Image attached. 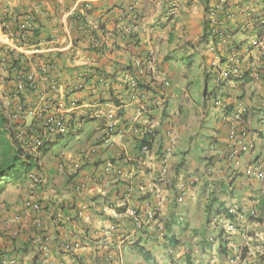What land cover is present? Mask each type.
I'll return each mask as SVG.
<instances>
[{"label":"crops","instance_id":"0c3cea01","mask_svg":"<svg viewBox=\"0 0 264 264\" xmlns=\"http://www.w3.org/2000/svg\"><path fill=\"white\" fill-rule=\"evenodd\" d=\"M172 3L176 5V14L164 21L163 16ZM227 4L232 18L226 21V40L223 44L239 49L247 68L261 64L260 56L243 50L255 37L264 38V34L258 36L251 33L254 17H264V0H228ZM215 5V0H0V51L6 54L14 50L23 54L26 57L25 66L36 73L37 89L24 94L23 104L29 108V105L44 103L47 99L53 103L62 102L66 116L73 120L77 128L80 127L82 135L88 138V145H97L93 163L79 169L76 167L78 164L73 166L70 160L59 169V156L54 157L51 168H48L46 183L36 187L43 219L41 237L49 240L50 256L45 264H106L107 260H114L118 255L122 264L127 261L138 263L140 259L130 254L132 250L129 247L137 236L134 222H142L147 232L154 238L158 236L157 222L162 219V214L166 215L167 209L158 213L153 223L150 221L147 224L144 208L151 202L150 195L155 186L164 188L165 179L158 182L157 174L162 166L157 155L146 157L142 166L131 161L134 134L129 125L137 105L121 89L125 74L122 68L140 60L144 68L140 79L148 87V95H160L161 82L164 79L170 82L165 91V103L152 111L151 120L161 123L169 117L176 123L173 125L179 137L188 125L185 127L186 124L177 121L176 116L181 114L180 105L175 104L177 108L172 113L167 112L170 103L177 98L175 92L179 88V84L173 81L175 71L171 70V63L176 61L177 56L185 57L198 52L203 23L208 20L209 12ZM35 30L36 34L33 33ZM201 49L210 64L215 53ZM94 70L108 76L111 92L94 82ZM6 71L0 64V98L8 104L7 93L13 82L4 81ZM91 86L95 87L94 91ZM227 90L236 92L231 99L238 98L249 107L250 113L244 119L252 129L260 131L255 112L264 108V84L251 81L238 90ZM71 100L77 101L74 108H68ZM116 102L121 103L124 110L123 116L118 117L117 125L125 131L121 137L115 135L112 138L114 144L108 147L96 142L104 120L92 118L89 111L96 107L105 109L116 105ZM81 115H85L86 120L79 121ZM216 117L218 115L214 118L215 129H219L220 134L213 133V152L221 144L218 135L224 133L221 122L215 121ZM84 122H92L94 126L86 128L82 125ZM162 127H156L161 134ZM177 144L178 141L166 165L169 174L172 166L174 170L183 163L184 150ZM106 164H110L111 168H121L123 173L116 174L113 169L104 173ZM211 169L214 172L211 179L226 184L227 170L220 165ZM64 174L67 182L64 181ZM83 176L87 178L85 188L82 192H75L73 182ZM203 177L209 179L205 174ZM30 185L28 179H23L6 182L0 187V222L6 220L10 226L13 217L22 213L23 194ZM128 185L131 189L126 192ZM242 194L249 193L245 191ZM240 197L244 208L248 207L250 202ZM119 202L135 211V217L116 212L114 208ZM169 203L170 199L167 208L172 207ZM80 210L84 213L82 219L77 218ZM249 224L246 231H255ZM111 226L110 236H102V230ZM233 234L232 238L227 237V251L218 254L221 257L217 258V264H264L263 232L255 231V237L248 239H243V228ZM5 240L0 238V251L4 255L16 256L19 264H39L40 254L35 249L37 242L33 230L28 229L18 238ZM63 241H81L83 246L74 252H65L59 247ZM146 242L149 244V241ZM241 244L244 248L239 258L234 250ZM23 247L28 248L26 253L16 251ZM199 263L195 260L194 264Z\"/></svg>","mask_w":264,"mask_h":264},{"label":"built area","instance_id":"2783aa9c","mask_svg":"<svg viewBox=\"0 0 264 264\" xmlns=\"http://www.w3.org/2000/svg\"><path fill=\"white\" fill-rule=\"evenodd\" d=\"M60 2L62 0H53ZM216 5L209 12L208 20L209 25L207 28L209 42L207 45V50L212 51L213 53L219 54L215 55L216 61L222 66L217 70V83L221 81H226V84L231 89H236L240 82V78L243 74L248 72V75L255 83L264 84V38L255 37L251 40L250 44L244 48L243 52H253L254 55L260 56L262 63L254 67H246L241 59V52L233 46H226L223 43L226 40L225 36V24L227 20L232 18L231 12L227 9L228 0H215ZM176 14V5L172 3L171 7L168 9L167 14L163 16V20H169L170 17ZM10 58L9 53H3L0 51V64L5 69L6 64ZM52 68V67H51ZM50 68V69H51ZM134 73L136 75H142L144 73V68L141 65L139 60H135L133 64ZM13 81V84L16 86L17 93H24L23 82H30L31 84L35 83L37 85L36 73L31 70H25L19 72ZM94 81L103 84V86L108 89L110 88V83L104 79L102 76H94ZM123 82H125L129 87V98L136 102L137 108L133 117L130 120L129 128H132V132L136 139H142V136L148 132L156 129L158 123H153L150 119L151 112L164 104L165 102V91L170 87L168 80H163L160 84V95H151L148 97L146 92H142L136 89V80L131 75H124ZM92 91L95 90V87L91 86ZM19 91V92H18ZM206 105L215 107L220 110V118L225 128L224 135L221 138V147L219 151L212 155L213 164H221L228 172L226 181L228 185H231V182H234V176L237 173L243 175L247 181H262L264 180V144L259 143L258 135L255 132L247 129L243 124V117L248 114L247 106L238 100H228L222 96H217L215 98L209 99V95H205ZM9 101L15 106L13 117L18 118L19 113L26 112L31 114L37 121H43V124L54 123L55 127L53 128L52 124L50 127V135L53 134H66L72 131V127L69 126V117L66 116V112L63 111V103H53L47 99L44 103L34 104L29 108L25 107L24 110L20 109V105H17L19 101V95H12L11 98H8ZM15 103V104H14ZM77 105L76 100H71L69 102L68 108H74ZM230 109L228 110V108ZM117 107L115 105L107 106L105 109L96 107L92 110L91 116L96 119H103L104 125L100 129L99 138L109 146L114 144L113 137L115 135L122 136L125 129L123 127H118L117 117H116ZM258 122L264 127V111H259L256 113ZM138 124L140 126H138ZM48 134V135H49ZM47 135V136H48ZM164 135L169 139V143L162 147L161 156L158 157V162L162 166L167 162V158L171 151V147L175 143V130L170 122H166L164 126ZM153 138L150 135L151 141ZM134 143V139H133ZM151 148L148 144L142 143L137 151L131 158V161L138 166L144 165L145 158L155 156L156 153H150ZM155 151V150H154ZM93 154V148H89L87 154ZM63 155V154H62ZM66 159H72V157L67 154ZM58 168H62L61 165H58ZM111 165L106 164L104 166V173L110 171ZM116 174L121 175L122 170L116 168ZM28 181L30 186L25 190L23 194V206L22 213L16 215L12 219V224H8L6 220L0 222V237L5 238H16L20 236L24 231L30 229L36 235L37 247L35 248L40 254L38 258L39 264H45L49 260L50 249H49V240L47 238L41 237V228L42 221L41 218V203L37 198V192L34 188L35 185H41L45 183L46 176L42 172H33L29 173ZM165 176L164 167L159 171V180H162ZM87 178L85 176L81 178H76L73 184V189L75 192H82L85 188V183ZM195 178H180L176 183V192L178 202H182L186 197L187 193L195 183ZM131 186L128 185L126 192L130 191ZM163 191L156 187L154 189V201L155 207H152L150 204H146L144 208L145 219L147 224L150 220L154 219L157 210L161 209L164 202L167 200L165 196L162 195ZM124 203L119 202L118 206H122ZM226 209L229 218L224 219V228L226 231H235L243 227L246 221V214L241 212V207L234 203L228 202ZM124 215L135 217V211L132 209H125L123 212ZM250 217H255V211L250 209L247 213ZM84 213L80 210L77 214V218L82 219ZM139 223L136 220V224ZM238 225V226H237ZM111 226L109 229H103L102 233L104 237H108L111 234ZM159 227L158 229H160ZM245 228V227H244ZM250 238V237H248ZM243 235V239H248ZM61 249L66 252H73L79 249L77 243L66 242L62 244ZM110 259V258H108ZM120 256L114 260H107L106 264H121ZM0 264H19L15 256H2L0 257Z\"/></svg>","mask_w":264,"mask_h":264},{"label":"rangeland","instance_id":"374dc122","mask_svg":"<svg viewBox=\"0 0 264 264\" xmlns=\"http://www.w3.org/2000/svg\"><path fill=\"white\" fill-rule=\"evenodd\" d=\"M250 42L248 44H250ZM215 55L219 54H212V60L209 64L206 62V59L208 58L207 55H204V53H202V49L199 48L198 52L193 53L192 55H188L185 57L177 56V58H175L176 61H173L171 63V70L175 71L173 81L179 84V88L175 92L177 98H175L170 103L167 112L172 113V111L177 108L175 104L180 105L181 114L180 116H176L177 121L179 123L186 124L184 125L185 127L187 125L188 126L185 131H182L179 134V137L177 135L176 142L174 144L176 148V143L178 141L177 145L184 150V158L182 159L183 163H179L180 165L176 166L174 170L172 166L170 168L171 173H166L167 179L168 181L174 182L176 177H178L179 175H184V177H197L198 182L195 185L197 188H194V196L189 197V199H187L183 205L179 206L178 204L174 203L172 207L174 205L175 206L172 210L171 206H168L169 208H167V205H165L163 208L159 209L156 212L155 216H158V213H160L162 210L167 209L166 215L164 216L162 214V219L159 220L161 221V226L162 223L168 218H173L174 220H176V222H181V226L185 225L184 229L177 228V225L173 227L177 228L180 234L179 239L181 242L176 256L178 257L186 251L190 252L193 264L195 263V260H199V264H211V262H213L212 264H217V258L221 257L218 255L216 250V245L218 243V241L216 240L217 234L221 227H215L211 223L207 224L206 226L204 214V207L209 198L211 185L215 188L216 192L220 187V181L211 179V177H214V172L210 168V166L206 164L207 154L214 149V147L211 145V141L214 140L213 133L220 134L219 129L216 130L214 124V118L219 113V110L212 106L210 107L209 111L206 109V97H204L203 93L205 86H207V93H210L213 89L220 87L224 93L229 92L227 97L224 98L232 100L231 98L233 95H236V92L228 91L223 86V84H220L218 86L214 85V74L209 72L212 70L214 71L218 66L216 65V62L218 61H216L214 57ZM1 101L3 102L5 110H8V104L4 100V98H2ZM25 111L26 112L24 113H19L18 118H14L13 115H11L12 113H8V115H11L10 118L12 120H19L20 122L24 121L25 123H29L31 114L28 113V110ZM89 112V115H91L92 111L90 110ZM215 121L219 122L221 121V119L219 117H216ZM173 123L174 125H176L175 122ZM244 123L247 128H251L246 121ZM82 125L86 128L94 126L92 122H84ZM78 128L80 127L78 126ZM260 139L261 141L264 140V136H262ZM91 146L93 145H88V138L86 137V135H82L81 131H79L74 140H60L55 143L48 153L47 157L42 159L41 169L44 171L48 179V168H51V161L54 157L56 158L58 154H63V159L66 158L67 154H69L71 157H73V155L78 157L79 154H81L85 150H88V148H91ZM154 150L155 148L153 146L150 153H154ZM204 174L206 175V178H209L208 180L203 177ZM63 178L64 181L67 182L66 174L63 175ZM3 184L4 183H1L0 185L3 186ZM34 187L36 189L37 186ZM245 191H247L249 194H242V192ZM240 196L244 197L245 201L247 200L252 204L256 202V218H253L252 222L250 221L249 225H251L252 228H255L256 232H263L262 235L264 236V181L256 180L255 182H251L249 185L243 187L242 189L236 190L234 192V195L232 196L233 201L236 203L238 201L241 202ZM218 198L221 199V202H223L222 198L227 199L224 192H222L221 195L218 194ZM218 206V202L213 203L214 208ZM194 228H196L197 231H202V233L206 229V236L202 237L200 233L194 232ZM255 231H246L245 233L254 238ZM233 235L234 234L230 235L231 238ZM151 237L153 238V235L148 234V239H146V241H149ZM206 237H208V241L205 240ZM1 239L5 240L6 238L3 237ZM208 242H212L210 249H208L207 247ZM75 243H77L79 247H81V245L83 246V242L81 241H73V244ZM243 246L244 245L242 244L239 246L241 252L238 253V256L243 255ZM153 250L155 253L154 256H158L156 260L161 262V254L158 253L160 252L159 247L156 246L155 248H153ZM181 251L182 253H180ZM202 254H204V257H202Z\"/></svg>","mask_w":264,"mask_h":264},{"label":"trees","instance_id":"16d2710c","mask_svg":"<svg viewBox=\"0 0 264 264\" xmlns=\"http://www.w3.org/2000/svg\"><path fill=\"white\" fill-rule=\"evenodd\" d=\"M262 15H257L254 17V20L252 22V31L251 33H256V35L261 36L264 34V17H261ZM209 25V20L205 19L203 23V33L198 41V45L202 48L206 47L209 42L208 38V32L207 28ZM4 31V28H2ZM36 34V30L33 32ZM22 44V42H21ZM9 53L10 58L6 64V72L7 76L4 81H10L12 82L15 80V76L25 70H29L26 66V57L21 54V53H16L14 50H9L7 51ZM51 65V62H50ZM122 71H125V73L130 74L132 77L137 82V87L143 88L145 90L148 89V87L144 84H142V80L136 79L135 74H134V68L132 64H128L122 68ZM94 72H98V70H94ZM44 73V72H43ZM12 74L14 76H12ZM98 76H102L104 79H108V76L96 73ZM14 77V78H13ZM241 82V85L250 83L252 81L251 77L247 75L245 72L243 76L239 79ZM225 86L226 81H221L219 84L217 83V77L214 76V85ZM122 86V91H126L128 93V85L126 83H121ZM23 88H24V93H17V88L13 84L7 93L8 98H11L13 95H19V101L17 102V105H20V109L24 110L26 105L23 104L24 100V94L26 93H32L34 92L35 89H37V85L35 83L31 84L30 82H23ZM220 87H217L212 90V92L205 94L207 90V86L204 88V94L207 96L209 95V99L215 98L219 92ZM111 92V90H109ZM19 92V91H18ZM204 95V97H205ZM9 101V99H8ZM15 104V103H14ZM116 105L119 106V109L117 111V117H121L124 114L123 108L120 106L122 105L119 102H116ZM31 106V105H29ZM13 108V109H12ZM8 110H5L3 102L1 101L0 98V184L1 183H6L9 181H17V180H23V179H28V174L31 173V171L35 172H42L44 171L41 169V162L42 159L47 157L48 153L50 152L51 148L55 143H57L60 140H65V141H72L75 139L76 135L78 134L77 126L74 125L73 120L70 118L69 119V126L72 127V131L66 133V134H53L50 135V127L52 124L53 128L55 127L54 123H49V124H43V121L41 120L40 122L37 121L32 115L31 119L29 120V123H25L24 121L20 122L19 120H12L10 118L11 115L14 113L15 106L9 101ZM230 107L228 108V110ZM8 113H12L10 116ZM166 114L162 115L165 116ZM150 117V116H148ZM88 119V118H87ZM151 119V118H150ZM86 120L85 115H81L79 117V121H84ZM138 126H140L138 124ZM159 129H154L147 134L142 136V139H136L134 137V147L132 149V152L134 154L137 153L140 145L142 143L148 144L150 147L154 146L156 149V155L158 157L161 156L162 153V147L164 145V142L162 140V137H159L157 140L154 139L156 135H159ZM49 134V135H48ZM48 135V136H47ZM100 135V134H99ZM150 135L153 136L152 140H150ZM97 143L108 146L106 145L100 138L99 136L96 139ZM93 148V154H95L97 150V145L91 146ZM159 149V150H157ZM89 150V148H88ZM88 150L83 151L81 154L78 155L76 158L70 159L71 164L74 166L75 164H78L77 169L80 167L82 168L84 165H91L93 163L94 157L93 154L91 153L87 154ZM154 153V154H155ZM59 156V161L57 162V165H61L62 168L66 165V162L69 159H63L62 155L58 154ZM157 157V159H158ZM136 165V164H135ZM138 166V165H137ZM121 170V168H120ZM158 179H159V172L157 174ZM159 183L162 182V180L158 181ZM74 184V182H73ZM174 182L166 180L164 184V188L162 189L163 193L162 195L165 196L166 198H169L170 194H173L171 197V202L180 205H183L184 202H178L176 200L177 198V192L174 187ZM39 185V184H38ZM37 185V186H38ZM40 186V185H39ZM229 186H232L233 189H231V192L234 193L236 190L241 188L240 186H235V184L227 185L224 183H220V187L218 191L216 192L215 188L212 187L211 185V190L209 194V198L207 200V203L204 207V214H205V225L211 223L214 224L215 227H221L220 230L218 231L217 234V245H216V250L218 254H225L227 251V244H228V235L224 234L223 229L224 228V219L229 218L230 215L227 212V209L225 207L226 203L221 202V199L218 198V194L221 195L222 192H225ZM1 187V185H0ZM168 191L165 193L164 191ZM252 191V189H251ZM154 190L152 192V200L150 204L152 207H155V201H154ZM148 193L145 194V196ZM218 202L219 206L214 208L213 203ZM239 201L237 202V204ZM171 204V203H170ZM175 206V205H174ZM173 206V207H174ZM171 208V210L173 209ZM116 212L123 213L126 209V206H118L114 208ZM158 211V210H157ZM171 213V212H170ZM154 219L150 220L153 223L157 216L154 215ZM214 218V219H212ZM161 221H158L157 223H160ZM150 224V222H149ZM181 222L174 220L173 218H168L162 223V230L158 231V228L156 227V233H158V236L156 238H152L149 240V244H147L146 239H148V234H151L150 232H147L146 228H144V224L142 222L135 223L134 222V230H135V235L136 238L133 240L130 244L129 247L131 251V255L134 256L135 258L140 259L138 263H133L131 261H127L124 264H193L192 256H190V252H183L182 255L176 256V253L179 250V247L181 245L180 239H179V232L177 228L184 229V226L180 225ZM158 225V224H157ZM177 225V228H173ZM199 229V228H197ZM138 232V233H137ZM194 232H198L201 234L202 237L206 236V229L202 233V231H197L196 228H194ZM150 238V237H149ZM206 241H208V237L205 238ZM67 242V241H66ZM65 241L61 242L59 245L60 249L62 244L66 243ZM211 243H207L208 249L211 248ZM26 245V243H25ZM159 247L161 254V262L158 263L157 260L155 259V253L153 248ZM28 248L23 247V248H18L16 251H21L22 253H26ZM66 252V251H65ZM5 256L3 252L0 251V257ZM108 257V256H107ZM96 257L95 259H97ZM78 264H81L80 262Z\"/></svg>","mask_w":264,"mask_h":264},{"label":"clouds","instance_id":"9594fccd","mask_svg":"<svg viewBox=\"0 0 264 264\" xmlns=\"http://www.w3.org/2000/svg\"><path fill=\"white\" fill-rule=\"evenodd\" d=\"M258 38H260V37H258ZM249 45V44H248ZM247 45V46H248ZM229 46V45H228ZM246 46V47H247ZM234 47V46H233ZM202 48V47H201ZM205 49H207V46L206 47H204ZM236 48V47H235ZM237 49V48H236ZM239 50V49H238ZM137 60H139V59H137ZM140 61V60H139ZM135 62V61H134ZM134 62H133V64H134ZM217 64L216 65H218L216 68H215V70L213 71H210L209 73H213L214 74V76H217V70H219V66H220V63H218V62H216ZM133 64H132V66H133ZM215 67V66H214ZM126 74H128V73H125L124 75H126ZM135 74V73H134ZM96 74H94V76H95ZM124 75H123V77H124ZM128 75H130V74H128ZM143 75V74H142ZM142 75H136L135 74V77H136V79H139V80H141L140 78H141V76ZM247 75H248V72H247ZM98 76V75H97ZM249 76V75H248ZM123 77H122V80H124L123 79ZM134 78V77H133ZM107 80V79H106ZM165 80V79H164ZM167 80V79H166ZM108 81V80H107ZM94 82H96L97 84H101V83H98V81H94ZM123 82V81H122ZM252 82H253V80H252ZM110 83V82H109ZM123 83H125V82H123ZM170 83V82H169ZM142 84H143V82H142ZM103 85V84H102ZM245 85V84H244ZM240 86H241V83L239 84V86L236 88V89H231V88H229V86L226 84L224 87L226 88V89H230V90H238V89H240ZM111 89V87L110 88H108L107 90H110ZM136 89L137 90H139V91H144V92H146V95H148L149 94V92H148V89L147 90H145V89H143V88H139V87H137V84H136ZM128 90H129V87H128ZM229 91V90H228ZM128 93H129V91H128ZM204 94V93H203ZM205 94H207V91L205 92ZM204 94V95H205ZM218 95L219 96H222L223 98L224 97H227V93H224L222 90H221V88L219 89V92H218ZM149 96H151V95H148V97ZM153 96V95H152ZM128 97H129V95H128ZM226 99V98H225ZM131 100V99H130ZM232 100H238V101H241L240 99H238V98H234V99H232ZM232 100H230V101H232ZM242 102V101H241ZM136 103V102H135ZM165 103V102H164ZM137 105V104H136ZM246 105V104H245ZM116 107H117V111H118V109H119V106H117V105H115ZM163 106V105H162ZM247 106V105H246ZM161 107V106H160ZM205 107H206V109L209 111V109H210V107L211 106H207L206 105V103H205ZM137 108V107H136ZM157 108H159V107H157ZM157 108H155V109H157ZM215 108V107H214ZM247 108H248V114H246L245 116H247V115H249V113H250V109H249V107L247 106ZM154 109V110H155ZM219 110V109H218ZM117 111H116V117L118 116L117 115ZM259 111H264V108H260V109H258V111H256L255 112V116H256V113L257 112H259ZM152 113V112H151ZM218 115V117L220 118V110H219V113L217 114ZM245 116L243 117V121H242V124L245 126ZM150 117H151V114H150ZM92 118H94L93 116H92ZM169 117H166V119L165 120H161V123L158 121V125H159V129H160V126L161 125H163V127L161 128L162 129V131H163V134H161L160 133V131H159V135H156L155 137H154V139L155 140H157L159 137H162L163 135H164V126H165V124H166V122H170L171 124H172V126L174 127V125H173V122L171 121V119H168ZM94 119H96V118H94ZM221 119V118H220ZM256 119H257V123H258V125L260 126V131H258V130H255V129H249V128H247L246 126V128L247 129H249V130H251L252 132H255V133H257V135H258V141H259V143H261V144H264V140H262L261 141V137H262V133H264V127L262 126V125H260L259 124V122H258V118H257V116H256ZM117 120H118V117H117ZM221 122V124H222V126L224 127V125H223V123H222V120L220 121ZM103 125H104V123H103ZM103 125H102V127H103ZM157 125V126H158ZM156 126V127H157ZM101 127V128H102ZM100 128V129H101ZM77 129H79V128H77ZM174 130H175V128H174ZM78 131H80V129L78 130ZM224 132H225V128H224ZM176 135H177V132H176V130H175V142H176ZM224 135V133H222L220 136H219V139H220V143H221V138H222V136ZM162 140H163V142H164V145H167L168 143H169V139L164 135L163 136V138H162ZM175 144V143H174ZM174 144H173V146L171 147V151H170V153H169V156H168V158H167V162L165 163V165L164 166H162V168L164 167V170H165V176H164V178L162 179V182H163V180L165 179V182H166V180H167V172H166V165H167V163H168V159H169V157H170V155H171V153H172V149L174 148ZM163 145V146H164ZM220 147H221V144H220V146H218V149L215 151V152H211L210 154H209V156L207 157L206 156V158H207V165H209L210 166V168H212V167H214V166H219L220 165V167H223L221 164H213L212 163V159H213V157H212V155L213 154H215V153H217L218 151H219V149H220ZM152 148H153V146H152ZM157 150H159V149H157ZM156 152V149H155V151H154V153ZM117 168V167H116ZM116 168H111V169H113V170H115ZM162 168L160 169V171L162 170ZM224 168V167H223ZM60 169V168H59ZM62 169V168H61ZM110 169V170H111ZM122 170V169H121ZM122 173H123V171H122ZM45 174V173H44ZM227 175H228V172H227ZM45 176H46V174H45ZM227 177V176H226ZM235 178H234V182H231L230 184H235V186H240V184L242 185L241 187H243L245 184H247V185H249L251 182H255V181H247V179L243 176V175H241L240 173H237V174H235V176H234ZM46 178H47V176H46ZM180 178H183V179H186V178H191V177H184V175H179L178 177H176V179H175V182H174V187H175V190H176V183L179 181V179ZM192 178H195L196 179V181H195V183L193 184V186L191 187V189L189 190V192L187 193V195H186V197L183 199V201L182 202H185L187 199H189V197H193L194 196V194H193V192H194V187H195V185H196V183L198 182V178L197 177H192ZM262 181H264V180H262ZM45 183H46V181H45ZM225 183L228 185V183H227V181H226V178H225ZM44 184V183H43ZM43 184H41V185H43ZM35 186H37V185H35ZM158 187V186H157ZM245 187V186H244ZM35 188V187H34ZM155 188H156V186H155ZM154 188V189H155ZM161 190L163 189L161 186L159 187ZM231 189H233V187L232 186H229L228 188H227V190L224 192V194H225V196H226V198L227 199H223L222 198V200H223V202H224V200H225V203L227 204L228 202H234L233 201V199H232V196L234 195V193H232L231 192ZM36 190V189H35ZM37 192V191H36ZM172 195L173 194H170V196H169V198H167V200L164 202V204H163V206H162V208L168 203V201H169V199L171 200V197H172ZM39 200V199H38ZM40 202V201H39ZM234 203H236V202H234ZM174 203L173 202H171V205H173ZM237 204V203H236ZM124 205V204H123ZM122 205V206H123ZM169 205H170V203H169ZM238 205L241 207L240 209H241V212L242 213H245L247 216L245 217L246 218V221H245V223H244V226L243 227H241V228H243L244 229V236H246L247 238L248 237H252V236H249V235H247L245 232H246V225L248 224V223H250V221L252 222V220H253V218H256V216L255 217H250L247 213L249 212V210L250 209H252V210H254L255 211V214H256V202L254 203V204H252V203H250V205L248 206V207H246V208H244V204L242 203V202H239L238 203ZM226 207V206H225ZM212 219H214V218H212ZM214 225V224H213ZM238 226V225H237ZM159 227H161L160 229H158V231H161L162 230V226H161V224L160 223H158V226H157V228H159ZM245 227V228H244ZM223 231H224V233L225 234H227L228 236H230L231 234H233L234 232H237V231H240V228L239 229H236L235 231H233V232H231V231H226L225 229H223ZM19 237V236H18ZM18 237H16V238H18ZM0 238H3V237H0ZM253 238V237H252ZM6 239H8V237L6 238ZM9 239H15V238H9ZM68 242V241H67ZM243 248H244V246H243ZM74 252V251H73ZM234 252H235V254H236V256H238V253L239 252H241V250L238 248L237 250L235 249L234 250ZM5 256H13V255H5ZM16 257V256H15ZM117 257H119V255L117 256ZM239 258L241 257V256H238ZM17 258V257H16ZM120 258H121V256H120ZM155 259H156V257H155ZM17 260H18V258H17ZM121 260V259H120ZM18 263H19V260H18ZM122 264V263H121Z\"/></svg>","mask_w":264,"mask_h":264}]
</instances>
